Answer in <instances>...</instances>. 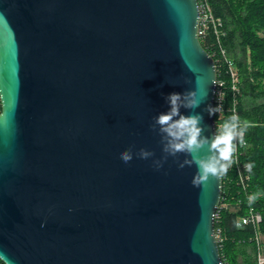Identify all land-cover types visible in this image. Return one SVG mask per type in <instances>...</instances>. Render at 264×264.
Returning <instances> with one entry per match:
<instances>
[{
	"label": "water",
	"instance_id": "1",
	"mask_svg": "<svg viewBox=\"0 0 264 264\" xmlns=\"http://www.w3.org/2000/svg\"><path fill=\"white\" fill-rule=\"evenodd\" d=\"M200 18L198 0H0L1 261L224 264V175L194 187L183 153L153 167L169 94L197 91L200 106L180 113L216 130Z\"/></svg>",
	"mask_w": 264,
	"mask_h": 264
},
{
	"label": "trees",
	"instance_id": "2",
	"mask_svg": "<svg viewBox=\"0 0 264 264\" xmlns=\"http://www.w3.org/2000/svg\"><path fill=\"white\" fill-rule=\"evenodd\" d=\"M215 14L225 21L228 30L227 48L240 68L242 93L239 111L241 120L247 121L246 137L249 148L247 161L251 162L252 177L248 193L260 192L255 206L264 217V0H210ZM211 37L202 41L205 49L212 53ZM251 51V64L246 62L247 50ZM219 68V77L220 75ZM233 175L223 177V196L231 203L241 200L247 206V193L240 190ZM238 213L225 211L216 220V229L222 227L226 240L220 245L223 261L229 264H252V255L247 250L252 232L236 227ZM264 233V220L262 224ZM243 241L245 243H243ZM0 264H5L0 260Z\"/></svg>",
	"mask_w": 264,
	"mask_h": 264
},
{
	"label": "clouds",
	"instance_id": "3",
	"mask_svg": "<svg viewBox=\"0 0 264 264\" xmlns=\"http://www.w3.org/2000/svg\"><path fill=\"white\" fill-rule=\"evenodd\" d=\"M184 82L191 83L187 78H184ZM165 99L170 105L169 110L154 117L151 125V130L160 136L164 153L160 159L153 160V167L159 170L169 156L175 158L179 153H183L190 158L177 161V166L179 169L185 166H197V172L191 181L194 187H201L210 177L224 175L234 163L233 157L238 145L243 147L246 144L244 136L248 127L247 121H241L237 114L232 113L217 124L214 135L209 139L203 135L201 114L193 113L185 116L180 113L181 107L194 110L200 106L202 100L198 98L197 91L189 90L183 94L171 93ZM205 111L212 116L219 111V107L209 105ZM205 147L209 154L201 155ZM154 155L153 152L144 148L136 153L138 158L144 160ZM120 159L125 164L129 163L133 159L132 148L129 147L121 152ZM260 195V192L252 194L249 202H255Z\"/></svg>",
	"mask_w": 264,
	"mask_h": 264
},
{
	"label": "built area",
	"instance_id": "4",
	"mask_svg": "<svg viewBox=\"0 0 264 264\" xmlns=\"http://www.w3.org/2000/svg\"><path fill=\"white\" fill-rule=\"evenodd\" d=\"M201 13L198 35L201 42L207 37H211L209 47L210 53L216 63L218 78L215 94L214 107H219V111L215 114L216 127L217 124L223 121L232 113L237 114L241 118L239 111L240 95L242 93V77L240 68L237 66L235 59L229 53L227 48L228 30L223 18L217 16L211 5L210 0H198ZM246 62L251 64V51L247 50ZM219 68L221 76L219 77ZM2 106L0 101V114ZM242 121V120H241ZM245 132V146L238 145L237 152L233 157L234 163L228 169V174L233 175L237 186L241 191L247 193V206L237 200L235 203L229 201V197L222 195V199L216 213V220L221 218V213L225 211L236 212V227L239 229H250L252 235L249 243V253L252 255V264H264V233L262 231L263 214L255 206V202L250 203L248 193L250 188L251 173L253 166L247 161L246 153L249 148V142ZM216 237L219 246L226 240L222 227L216 229ZM243 243H245L243 241ZM224 264H229L228 261H223ZM242 264V263H241Z\"/></svg>",
	"mask_w": 264,
	"mask_h": 264
},
{
	"label": "rangeland",
	"instance_id": "5",
	"mask_svg": "<svg viewBox=\"0 0 264 264\" xmlns=\"http://www.w3.org/2000/svg\"><path fill=\"white\" fill-rule=\"evenodd\" d=\"M264 101V99H259L257 102H263ZM260 197H262L261 195H260ZM249 249V248H248ZM247 249V250H248ZM250 250V249H249Z\"/></svg>",
	"mask_w": 264,
	"mask_h": 264
}]
</instances>
